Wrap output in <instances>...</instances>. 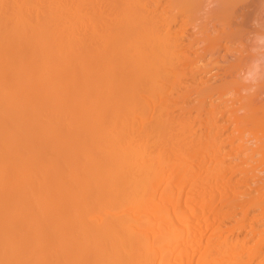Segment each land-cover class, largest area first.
Segmentation results:
<instances>
[{"label": "bare ground", "instance_id": "1", "mask_svg": "<svg viewBox=\"0 0 264 264\" xmlns=\"http://www.w3.org/2000/svg\"><path fill=\"white\" fill-rule=\"evenodd\" d=\"M257 3L263 13L264 0H0V264L255 263L264 244ZM250 24L246 49L237 42ZM234 74L256 125L251 153L233 152L222 135L231 121L215 110ZM236 156L254 164L226 163ZM216 170L222 177L207 178ZM224 171L245 178L228 183ZM247 171L255 190L242 187ZM226 206L245 209L250 229L238 228L258 235L252 246L223 234L235 225H218L204 245L191 232L212 215L227 222Z\"/></svg>", "mask_w": 264, "mask_h": 264}, {"label": "rangeland", "instance_id": "2", "mask_svg": "<svg viewBox=\"0 0 264 264\" xmlns=\"http://www.w3.org/2000/svg\"><path fill=\"white\" fill-rule=\"evenodd\" d=\"M255 5H257V7L255 6ZM253 7H251V10H250V13L252 14V16H254V17H257L258 18V20L260 21V22H262V21H264V12L262 13V10L260 9L261 8V6H260V4L258 5V3L257 4H255ZM254 9V10H253ZM262 9H263V7H262ZM264 11V10H263ZM256 12V13H255ZM257 14V15H256ZM260 14H262L261 16H260ZM259 16L260 17H262L261 19H259ZM256 18V19H257ZM247 29H245V31H243V33H242V38H241V40L243 41H239V42H237V44H243L245 47H246V49H249L250 48V46L252 45V44H250V42H252V40L251 39H254V37L255 36H253V35H256L257 34V28L253 25L252 27H251V24L250 25H248L247 27H246ZM247 30V31H246ZM252 31H254V33L252 32ZM244 34H246V35H244ZM245 36V37H244ZM251 36H252V38H251ZM248 40H250V42L248 41ZM254 41V40H253ZM241 42V43H240ZM253 43V42H252ZM261 44V43H260ZM248 46V47H247ZM245 47H243V48H245ZM224 53V52H223ZM245 54H247V51L245 52ZM244 54V55H245ZM236 55H233V54H231V53H229V57H228V59H224L223 60V62L224 63H227V61L229 62V61H231V60H234L236 57H235ZM206 61H208V60H206ZM243 62V61H242ZM206 65H210V64H206ZM218 68L216 67V66H213L212 68H211V70H212V72H214L215 70H217ZM234 75H236V74H234ZM237 77V75L235 76V77H231V79L232 80H229V83H228V81H227V83L226 82H224V81H226V80H224V81H222L223 82V84L221 83V85H219V89L218 90H222V91H225V92H222L223 94H224V99L226 98V99H228L227 101H229V102H227L226 101V99H225V101L227 102V103H223V102H218V101H220V100H224V99H214V101H215V103H216V101H217V106L218 107H216L215 108V110H218V112H223L225 115L224 116H222L221 118L219 117L218 118V121L219 122H221L222 124L224 123L225 124V122H227V121H231L230 123L229 122H227L226 124H228V125H226V129L224 128V130H223V134L222 135H224V132H225V134H227V135H224L223 136V138L224 139H233L234 140V144H238V145H240V146H235L236 147V150H235V147L233 148V152H236V154H242L244 151H240V149H239V147L242 149V150H244L243 148H245V147H249L248 148V152L249 153H251V147H254V140H252V139H254L253 137L255 136H253L252 137V132H254V134L257 132V130H255L256 129V125L253 123V121L251 120V117L249 116V115H247V117L245 118L244 117V113H243V111L242 110H240V108L241 107H244L245 109H246V106H247V104H246V98H244L243 97V95H241L242 94V92H241V94L239 93V91H238V88H239V90H240V86H237L238 85V82L240 81V79H238V77H237V82H236V80L234 81L233 80V78L235 79ZM229 78V77H228ZM227 79V78H226ZM264 78H262L261 79V81L263 80ZM214 80H216L215 82L217 83V82H219L220 80L218 79H216V76L214 77V78H212L211 79V81H210V83H212V84H214L215 82H213ZM228 80V79H227ZM235 83H233V82ZM264 81V80H263ZM260 82L259 83V81L257 82V83H259V85H261V83L263 84V85H261V86H264V82ZM241 82V81H240ZM225 84H227V86L225 85ZM237 84V85H236ZM224 85L226 86V87H224ZM235 85V86H234ZM239 85H241V83H239ZM258 85V86H259ZM260 86V87H261ZM228 87H230V89H228ZM235 87H236V92L234 91L235 90ZM256 88H259V87H256ZM226 89V90H225ZM232 89H233V91H232ZM263 89H264V87H261V89H259V92L256 94V92L254 93V95H253V97L254 98H256V101L258 100H260L261 98H264V91H263ZM232 91V92H231ZM255 91H257V90H255ZM238 92V93H237ZM225 93H227V94H225ZM229 93V94H228ZM240 95V96H239ZM255 95H257L256 97H255ZM232 97V98H231ZM243 98V100H242V98ZM233 99V100H235V102L233 103V101L231 100V99ZM245 101V102H244ZM193 102V101H192ZM231 102V103H230ZM244 105V106H243ZM229 106V107H228ZM247 107H249V106H247ZM219 108L221 109V110H219ZM232 108H235V110H236V108H237V112H236V114H235V116L234 115H231V111L229 110V109H232ZM229 110V111H228ZM239 111V112H238ZM242 111V112H241ZM242 114H241V113ZM244 112H246V111H244ZM236 115H238L239 117V121L236 123L235 122V119H236ZM248 116H249V119L250 120H247V118H248ZM233 117V118H232ZM235 118V119H234ZM220 119V120H219ZM224 120V121H223ZM234 120V122H232ZM247 120V121H246ZM246 123V124H243V123ZM223 124V125H224ZM244 126H243V125ZM248 124V125H247ZM241 125V126H240ZM250 125H251V127H250ZM227 127H229V129L227 128ZM239 127V129L240 130H238L237 128ZM248 128H250V129H248ZM255 128V129H254ZM248 129V130H247ZM255 130V131H254ZM243 131V132H242ZM240 133H241V135H240ZM246 135V136H245ZM249 135H251V136H249ZM233 136V138H231V137ZM230 137V138H229ZM243 137V138H242ZM247 137V138H246ZM223 139V140H224ZM243 139H245V143H243V142H241V141H243ZM248 141V142H247ZM229 144L230 143H227L226 144V146L225 147H227V149H229V148H231V146H229ZM252 145V146H251ZM242 146H244V147H242ZM226 149V150H227ZM237 150H238V152H237ZM251 150V151H250ZM212 152V151H211ZM209 155H210V151H209V153H208ZM213 155V153H211V156ZM214 157V156H213ZM213 157H210V158H213ZM230 159V160H229ZM240 160H242V158H241V156L239 157V156H236V157H234V158H228L227 160H226V163H229V162H231V163H229V164H233V165H235V166H237V167H239V168H243V169H246V168H248V169H250V165H253L254 163H251V161L252 160H254L255 161V159L253 158L252 160H250L249 162L247 161L246 163H243V162H241ZM253 161V162H254ZM239 162V163H238ZM237 163V164H236ZM241 164H242V166H241ZM246 166V167H245ZM248 166V167H247ZM209 171H207L205 174H207ZM226 172H228V173H226ZM224 171V174H228L227 176H225L222 180L223 181H226V179H228L227 180V182L228 183H235L236 182V180H238V179H244L245 178V176H243V172L244 171H232L233 172V176H232V173H231V171ZM234 172H236V173H234ZM247 172H252V171H247ZM256 171H254V172H252V173H247V180H248V182H251V183H249L248 185L246 184L245 186L244 185H242V187L243 188H246V186H247V188H249L250 186H251V188L254 186L253 184V178L252 177H250V174H253V173H255ZM214 173H216V175L218 176V173H219V175H221V177H222V175L223 174H221V173H223V171H215V172H213L212 171V173H211V171H210V174L208 173V175L209 176H207V178L209 177H211V175H213L212 177H213V179H216V176L214 175ZM229 174L231 175V177L233 178L234 177V179H232V182H229V181H231V177L229 176ZM238 174V175H237ZM249 175V176H248ZM243 176V177H242ZM211 177V178H212ZM215 177V178H214ZM221 177H218L219 179L221 178ZM251 179V180H250ZM255 187V186H254ZM252 188L251 190H255V188ZM250 190V189H249ZM232 191V190H231ZM252 193V192H251ZM230 194H232V192L231 193H228V194H224V195H227V198H228V200L229 201H231V202H233L231 199H232V195H230ZM256 195V193H254V191H253V195ZM242 198L240 197V199L239 200H241ZM212 200H214V201H211V205H207V207H205V208H213V207H215L216 205H218V204H220L221 203V199H220V197H217L216 199L215 198H213ZM227 200V201H228ZM235 200V199H234ZM238 200V201H239ZM243 200V199H242ZM213 202V203H212ZM223 203V202H222ZM202 205V204H201ZM201 205H200V203H198L197 205H196V207H201ZM206 205V204H205ZM205 205H202V207L203 206H205ZM214 205V206H213ZM208 206H210V207H208ZM225 210L228 212H231L230 213V216H231V218H229L228 219V221L227 222H224V220H222L221 221V223H220V220L221 219H215L214 217L215 216H211V218H209L208 220V222L207 221H205L204 223H202L203 224V226H202V228L204 229V231H203V229L202 228H200V223L199 224H197V225H199L198 226V228L196 227L197 225H195V222H193V227H192V229H191V232H193L194 230H193V228L196 230V232H197V229H198V232L200 231V234H196L195 236V238H197V240H202V245H204L205 243H206V241L208 240L207 238L209 237L208 235H211L212 234V232H213V230H214V228L215 227H219L218 225H220V226H237L236 228H235V231L233 232V234H231L230 232H227V231H224V233L223 234H230V237L231 238H233L232 240H234V241H240V242H243V243H246V245L247 246H252L251 244H253V243H255L256 241H257V239H258V235L256 236V237H253L252 236V232L251 231H249V229H250V227H249V222H251L250 220H248V219H246V218H244L245 217V215L246 214H244V213H246V211H245V209H243V208H240V207H235V208H232V207H225ZM233 210H235V211H233ZM244 210V211H243ZM260 209H258V208H256V209H251V213H249V218H251V220L253 219V215L255 214V212L257 213V214H259V216L258 217H261V213L259 212L258 213V211H259ZM205 211V210H204ZM206 211H208V209L206 210ZM240 218V219H239ZM213 219H215V220H213ZM238 219V220H237ZM243 219H246V220H243ZM261 220V219H260ZM259 220V221H260ZM216 221V222H215ZM235 221V222H234ZM209 222H211L210 223V226L211 227H209L208 226V224L207 223H209ZM224 222V223H223ZM190 222H187V224H189ZM214 223V224H213ZM220 223V224H219ZM227 225H226V224ZM235 223V224H234ZM242 223L243 224H246L247 226H248V228L249 229H245L243 232H241L240 231V228H238L239 227V225H242ZM186 224V223H185ZM201 224V225H202ZM207 224V225H206ZM222 224V225H221ZM206 225V226H205ZM210 228H208V227ZM258 226V227H257ZM256 226V229L257 228H260V229H258V230H260L261 231V229H263L262 231H263V235H264V220H262V222L260 221V223H258V225ZM204 227H206V228H208V232H207V229L206 228H204ZM193 230V231H192ZM248 231V232H247ZM202 232V233H201ZM207 232V233H206ZM194 234H195V231L193 232ZM192 233V234H193ZM203 233L205 234V236H203ZM202 234V235H201ZM207 234V235H206ZM226 234V235H227ZM238 234V235H237ZM216 235V234H215ZM202 236V237H201ZM207 237V238H206ZM264 237V236H263ZM200 238V239H199ZM253 242V243H252ZM263 245V250H262V254H261V256H257V259L255 258V263L254 264H258L260 261H261V259L263 260V254H264V244H262ZM202 249V248H201ZM259 260V261H258Z\"/></svg>", "mask_w": 264, "mask_h": 264}]
</instances>
